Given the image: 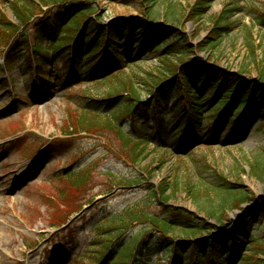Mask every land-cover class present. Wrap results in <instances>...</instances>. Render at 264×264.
Wrapping results in <instances>:
<instances>
[{
  "label": "rangeland",
  "instance_id": "374dc122",
  "mask_svg": "<svg viewBox=\"0 0 264 264\" xmlns=\"http://www.w3.org/2000/svg\"><path fill=\"white\" fill-rule=\"evenodd\" d=\"M11 1L0 0V20L4 16L14 19ZM93 6L99 9L101 23L150 14L155 23L179 28L197 46L205 45L212 18L232 9L228 32L198 56L210 59L219 69L240 72L256 81L264 74V27L259 23L264 0H95ZM200 6L204 9L201 15ZM35 28L29 31L30 45L34 43ZM114 30L120 34L114 42L121 41L125 45L120 49L123 60L120 67L111 65L102 75L89 72L85 58L81 57L73 71L67 68L65 60L54 56L42 68L40 77L32 49L20 48L19 32L8 50L5 44L0 46L3 50L0 51V264H76L77 261L103 264L98 256L105 251L104 235L100 237L94 227L109 214L146 200L151 185L159 184L164 178L179 183L169 205L193 212L201 221L213 226H220L218 222H221L225 224L223 231L228 230L230 222H239L242 214L264 199V182L250 168L258 157L264 162V119L235 125L226 118L215 132V109L204 104L194 132L189 127L185 130L191 135L190 141L178 137L176 131L186 126V120L176 114L180 97L175 82L169 89L152 87L155 78L168 74L163 57L174 37H167L159 50L137 56L135 47L123 40L129 33L125 21ZM135 30L136 27L132 35ZM5 50L10 54L9 64L4 62ZM168 57L175 60L174 56ZM193 83L206 101L209 90L203 93L202 84ZM127 84L134 85L143 100L141 107L149 116V120L140 117L137 127L153 152L141 157L139 167L128 164L118 151L108 150L107 142L113 135L106 138L103 134H61L69 110L85 111L91 99H106L111 90L122 89ZM149 90L157 94V101ZM120 92V99L101 106L105 112L121 108L122 102L131 99L132 95L126 94V90ZM159 110L166 116L164 129L157 121ZM122 125L127 126L126 122ZM90 165L96 167L95 180L88 189L67 200L70 207L64 208V200L62 205L58 198L56 202L52 197L57 196L59 188L65 189L61 175ZM154 168L149 182L117 188L110 193H104L106 176L98 175L112 170L122 176L141 179L145 176L141 170L150 172ZM236 180L243 184L240 189L253 199L235 207V198H231L222 208L220 205L225 197L222 189L227 182ZM91 198L94 199L89 202ZM83 203H86L83 210L68 217L71 207L78 208ZM151 206L152 211L165 213L164 205ZM225 212L227 216L224 217ZM180 218L176 223L181 224ZM201 221L196 220L195 227L205 228ZM54 222L64 223L57 226ZM253 228L250 229L258 242L264 244V225ZM145 229L144 224L135 225L126 240L139 236ZM140 241L146 264H191L190 243L180 241L175 250L176 243H161L155 237ZM196 241L202 253V264H211L208 249L203 245L207 242L198 238ZM172 251L179 255L173 262ZM218 252L221 264H252L246 257L254 253L253 248L231 260L227 246L219 242Z\"/></svg>",
  "mask_w": 264,
  "mask_h": 264
},
{
  "label": "trees",
  "instance_id": "16d2710c",
  "mask_svg": "<svg viewBox=\"0 0 264 264\" xmlns=\"http://www.w3.org/2000/svg\"><path fill=\"white\" fill-rule=\"evenodd\" d=\"M94 2L95 0H12L11 8L14 19L4 16L0 20V46L5 44L8 50L13 37L19 32L18 34L21 36L20 48L27 47L28 50L29 31L35 26L34 43L31 47L38 66L37 73L40 76L43 74V66L54 56L65 60L68 64L67 68H70V64L77 67L76 65L81 62V57L85 58L86 69L93 75H102V72L111 65L117 67L121 65L123 60L121 53L123 52L120 49L124 43L114 42V38L118 37L114 27L121 21H125L127 29L135 26L140 31L138 37L135 36L137 40L131 34L126 38L128 44L135 47L137 56H144L149 52L159 50L167 37H174L173 42L167 45L168 53L163 57L164 59L162 58L164 64L166 63L168 74H165L167 75L165 77L155 78L152 87L169 88L171 83L175 82V90L180 97L176 114H180L186 120V126L176 131L178 137L182 136L184 140L190 141L191 135H187L185 130L189 127L194 132L198 114L203 110L204 104L209 107L213 106L215 109L214 121L216 120V122L213 127L215 132L226 118H229L235 125L249 120L257 122L264 119V74L260 76L259 81H256L253 78L245 77L240 72L219 69L216 63L211 62L210 59L206 60L198 56L199 52L205 50L210 44L215 45L222 35L228 32L232 9L222 11L212 18L210 34L205 45L197 46L179 28L155 23L150 14L144 13L142 16L120 18L109 24L101 23L99 9L93 6ZM45 7L49 9L47 12L44 11ZM198 11L201 15L204 12L203 6H200ZM259 23L264 27V11L261 13ZM168 55L174 56L176 61L169 58ZM4 58L5 62L9 64L10 54L8 51L5 52ZM27 61L30 62L29 58ZM170 78L172 80L168 81ZM217 81L218 84L215 83ZM193 82L198 85L202 84L203 93L209 90L206 101L203 100ZM117 89L111 90L106 99H91L88 108H84L85 111L69 110L61 134L71 136L82 133L103 134L106 138L113 135L114 140L110 139V142H107L110 147L108 150L118 151L128 161V164L135 166L138 164L139 167L141 157L149 156L153 152L149 150L148 140L142 130L137 127L140 117L149 120V116L141 107L143 100L139 97L133 84H127L122 89ZM120 90L129 92L132 95L131 99L122 102L121 108L118 106L117 109L109 113L105 112L101 106L120 99ZM149 92L157 101V94L153 90H149ZM192 95L195 98H192ZM157 121L160 128L164 129L166 116L163 111L157 112ZM123 122H126V127L122 125ZM128 127L131 129L130 131L127 130ZM259 158L251 163L250 168L251 172L261 182H264V162H260ZM95 168L90 165L61 175L63 183L66 184L65 189L60 190L59 188L57 196L52 197L56 202L59 199L62 205L64 204L62 200H64V208L70 207L67 200L88 189L87 187L91 186L95 180ZM141 171L145 175L141 179L122 176L112 170L100 172L98 175L106 176L104 186L107 190L104 193H110L117 188H131L143 181L149 182L155 168L150 172L145 169ZM242 185L237 180L227 182V186L222 189L225 192V197L220 206L224 207V203L229 202L231 198H235V207H240L250 198L253 199L240 189ZM151 186L146 200H140L111 213L101 223H98L95 232H98L100 237L104 235L103 241L105 242L103 244L105 251L98 256L100 261L105 258L103 264H136L137 261V264H146L143 262L145 250L140 249V240L146 242L151 237H155L161 243H176L173 246L175 250L180 241L190 243L193 253L191 264H202V253L199 249L200 246L197 245V238L207 242L206 245H203L208 249L211 264L222 263L218 252L219 242L227 246V255L231 260H234L244 250L253 248L254 253L246 258L252 264H264V244L258 242L254 231H252L255 225H264V199L252 206L246 214H242L239 222H230L228 230L223 231L221 229L225 224H221V222H218L220 226L210 225L204 220L201 221L197 214L182 211L176 206L168 204L179 189L178 181L172 183L168 178H164L159 184ZM93 199L91 198L89 202ZM147 200L149 204H147ZM155 203L164 205V214L151 210V205ZM85 204H81L78 208L71 207L68 217L72 213L80 211ZM180 215L183 216L180 218ZM223 216H227V212L223 213ZM177 218L181 219V224L176 223ZM196 220L203 222L202 225L205 228L195 227ZM254 220L257 221L256 224H252ZM62 223L64 222H54L53 224L60 226ZM137 224H144L145 231L139 236L126 240L128 232ZM182 235L185 237H181ZM172 257L173 262L175 258L179 257L178 252H173ZM76 264H80L79 261Z\"/></svg>",
  "mask_w": 264,
  "mask_h": 264
}]
</instances>
